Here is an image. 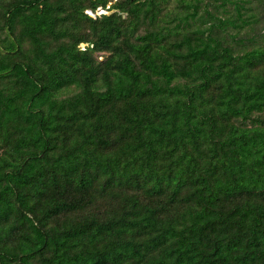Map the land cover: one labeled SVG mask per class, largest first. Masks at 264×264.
Returning a JSON list of instances; mask_svg holds the SVG:
<instances>
[{
	"label": "trees",
	"instance_id": "trees-1",
	"mask_svg": "<svg viewBox=\"0 0 264 264\" xmlns=\"http://www.w3.org/2000/svg\"><path fill=\"white\" fill-rule=\"evenodd\" d=\"M0 264H264V0H0Z\"/></svg>",
	"mask_w": 264,
	"mask_h": 264
},
{
	"label": "rangeland",
	"instance_id": "rangeland-1",
	"mask_svg": "<svg viewBox=\"0 0 264 264\" xmlns=\"http://www.w3.org/2000/svg\"><path fill=\"white\" fill-rule=\"evenodd\" d=\"M100 13H109V11H106L103 9H98L97 14H100ZM91 15H93V14H91ZM81 46L83 47L84 45L82 44Z\"/></svg>",
	"mask_w": 264,
	"mask_h": 264
},
{
	"label": "water",
	"instance_id": "water-1",
	"mask_svg": "<svg viewBox=\"0 0 264 264\" xmlns=\"http://www.w3.org/2000/svg\"><path fill=\"white\" fill-rule=\"evenodd\" d=\"M90 14H92L90 11H88Z\"/></svg>",
	"mask_w": 264,
	"mask_h": 264
}]
</instances>
